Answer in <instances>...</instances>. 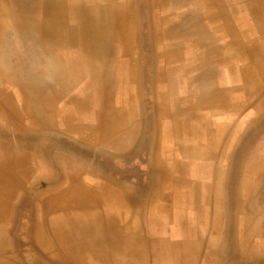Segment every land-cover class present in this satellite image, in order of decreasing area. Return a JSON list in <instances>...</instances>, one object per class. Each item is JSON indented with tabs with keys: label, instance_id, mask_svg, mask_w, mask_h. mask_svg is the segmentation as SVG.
<instances>
[{
	"label": "crops",
	"instance_id": "0c3cea01",
	"mask_svg": "<svg viewBox=\"0 0 264 264\" xmlns=\"http://www.w3.org/2000/svg\"><path fill=\"white\" fill-rule=\"evenodd\" d=\"M1 2L0 61L14 46L52 55V221L98 239L113 217L118 238L138 241L112 264H264V0ZM125 189L158 193L140 217Z\"/></svg>",
	"mask_w": 264,
	"mask_h": 264
},
{
	"label": "rangeland",
	"instance_id": "374dc122",
	"mask_svg": "<svg viewBox=\"0 0 264 264\" xmlns=\"http://www.w3.org/2000/svg\"><path fill=\"white\" fill-rule=\"evenodd\" d=\"M26 50L29 54L22 57L14 46L10 48L8 60L0 61V70L9 76L7 90L21 93L18 106L0 96V147L4 144L25 149L23 158L11 151L0 153V224L5 226L0 237V251L17 253V259L9 256V261L4 264H112L114 250L129 247L127 244L138 241L137 236L124 238L121 234L118 238V232L113 230L115 219L110 216L109 228L106 227L104 236L99 235L97 239L91 235L97 234L95 220L101 218L90 215L89 229L84 228L85 234L91 237L70 238L68 232L63 231L64 218L52 221V207L44 203L52 194V105L48 99L52 92V55L46 46L28 47ZM10 162L13 168H10ZM22 162L24 175L13 174L15 170L20 172ZM42 165L46 166L47 172L31 175V168ZM106 177L111 179L109 175ZM119 178L123 179V176ZM17 179L25 182L23 189H5L16 184ZM243 185L251 194L259 182L256 183L249 174ZM121 186L127 187L123 183ZM122 193L128 204L126 210L131 209V213L134 211L141 217L151 192L125 189ZM156 193L151 194L155 197ZM13 223H16V232L8 234L6 228ZM86 255L89 263L84 260Z\"/></svg>",
	"mask_w": 264,
	"mask_h": 264
},
{
	"label": "bare ground",
	"instance_id": "6f19581e",
	"mask_svg": "<svg viewBox=\"0 0 264 264\" xmlns=\"http://www.w3.org/2000/svg\"><path fill=\"white\" fill-rule=\"evenodd\" d=\"M213 7V6H212ZM210 8V7H209ZM208 8V9H209ZM255 11V10H254ZM213 12V11H212ZM215 12V11H214ZM5 13L6 14H8L7 12H6V9H5V7H4V5L2 4V2H1V0H0V22L2 23V22H4V16H5ZM211 13V12H210ZM214 14V13H213ZM12 15V14H11ZM224 17V16H223ZM216 18V17H215ZM229 21V20H228ZM229 24V23H228ZM230 27V26H229ZM235 27V26H234ZM214 29V28H213ZM225 29V28H224ZM234 29V28H233ZM222 31V30H221ZM6 34V33H5ZM211 34V33H210ZM214 38V37H213ZM231 38V37H230ZM1 39V38H0ZM220 39V38H219ZM233 41V40H232ZM260 41V40H259ZM261 42V41H260ZM234 43V42H233ZM259 43V42H258ZM226 44V43H225ZM254 44V43H253ZM232 45V44H231ZM235 45V44H234ZM242 45V44H241ZM264 45V44H263ZM236 46V45H235ZM263 47V49H264V46H262ZM224 48V47H223ZM226 48V47H225ZM235 49H237V48H235ZM259 49V48H258ZM263 49H260V50H263ZM172 50V49H171ZM177 50V49H176ZM234 52V51H233ZM263 52V51H262ZM262 52H261V54H262ZM221 53V52H220ZM231 53V52H230ZM264 53V52H263ZM236 54V53H235ZM172 56V55H171ZM174 57V56H173ZM196 57V56H195ZM200 57V56H199ZM204 57V56H203ZM202 57V58H203ZM206 58V57H205ZM86 59V58H85ZM193 59H195V58H193ZM255 59H257V58H255ZM179 60V59H178ZM235 60V59H234ZM233 60V61H234ZM171 61V60H170ZM245 61V60H244ZM181 62V61H180ZM2 63H3V61H2ZM177 63V62H176ZM193 63V62H192ZM1 65V64H0ZM170 65V64H169ZM195 65V64H194ZM214 66V65H213ZM234 66H235V64H234ZM190 67V66H189ZM239 68V67H238ZM193 69V68H192ZM162 71V70H161ZM193 71V70H192ZM234 71V70H233ZM123 72V71H122ZM230 72V71H229ZM232 72V71H231ZM163 73V72H162ZM72 74V73H71ZM75 74V73H74ZM183 74V73H182ZM121 76V75H120ZM257 76H259V75H257ZM161 77V76H160ZM8 78H9V76L7 75V76H5L4 74H3V76L2 77H0V84H5V85H3V89H5V90H3V91H1V96L3 97V98H6V99H8L7 101L9 102V100H10V102L12 103V104H14L15 106H18L19 105V102H20V99L18 98L17 99V97H16V95L14 94V93H11V92H9V91H7V89L9 88V82H8ZM162 78V77H161ZM174 78H177V77H174ZM164 80V79H163ZM242 80V79H241ZM179 81V80H178ZM15 82V81H14ZM253 82V81H252ZM253 84V83H252ZM251 84V85H252ZM259 84V83H258ZM257 84V85H258ZM190 88V87H189ZM1 89V88H0ZM66 94V93H65ZM83 96V95H82ZM86 96V95H85ZM79 97V96H78ZM187 97V96H186ZM82 98H80V100H81ZM168 99V98H167ZM85 100V99H84ZM52 101V100H51ZM70 101V100H69ZM65 102V101H64ZM81 102V101H80ZM82 103V102H81ZM81 103H79V105L78 106H80V104ZM64 106V105H63ZM86 106H88V105H86ZM92 106V105H91ZM75 107H77V106H75ZM90 107V106H89ZM74 108V107H73ZM79 108V107H78ZM81 109V108H80ZM78 110V109H77ZM90 110V109H89ZM93 111V110H92ZM88 112V111H87ZM66 113V112H65ZM92 115V114H91ZM96 118V117H95ZM94 121V120H93ZM101 211V210H100ZM259 229V228H258Z\"/></svg>",
	"mask_w": 264,
	"mask_h": 264
}]
</instances>
